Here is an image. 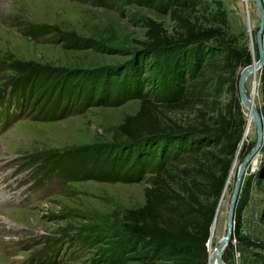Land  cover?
<instances>
[{"label":"rangeland","instance_id":"rangeland-1","mask_svg":"<svg viewBox=\"0 0 264 264\" xmlns=\"http://www.w3.org/2000/svg\"><path fill=\"white\" fill-rule=\"evenodd\" d=\"M215 2L225 12L224 40L235 49L248 50L256 62L259 17L253 2L247 14L244 0H0V264H166L173 255L187 253L154 247L125 230L124 213L145 202L151 176L145 164L157 161L135 153L117 128L126 116L138 112L142 98L172 102L182 92L183 97L217 99L220 108L228 102L234 77L220 61L227 43L178 48L182 51L177 59L175 51L142 53L146 19L171 32V9L181 7L193 9L201 21L219 25L209 15L216 10ZM211 59L218 62L222 78L210 75L213 79L206 83L188 84L200 72L197 60ZM260 70L254 97L259 114L264 105ZM39 71H44L45 80L31 83L24 103L7 100L12 88L31 82ZM47 81L50 85L45 86ZM252 83L247 77L250 95ZM70 87L117 98L107 106L93 105L63 119L43 121L50 109L57 110L47 106L51 99L64 106L62 102L72 97ZM8 107H13V114ZM233 116L239 120L236 112ZM171 117L184 118L179 113ZM253 142L255 137L239 146L232 161V166L238 162L235 174L230 178L229 173L218 201L227 189L221 235L226 232L242 149ZM261 157L260 153L255 166L245 170L234 207V215L241 217L240 234L232 235L224 249V264H264ZM56 160H64L57 161V170L51 166ZM78 162L89 169L93 165L94 172L88 170L87 177L72 173ZM117 170L128 174L127 181L94 177ZM209 245L210 239L207 250Z\"/></svg>","mask_w":264,"mask_h":264},{"label":"trees","instance_id":"trees-1","mask_svg":"<svg viewBox=\"0 0 264 264\" xmlns=\"http://www.w3.org/2000/svg\"><path fill=\"white\" fill-rule=\"evenodd\" d=\"M262 2L264 3V0ZM215 6L216 10L209 15L216 19L219 25H211L207 20L201 21L198 16L193 15L196 13L193 9L185 10L181 7L171 9V32L165 30L161 23L146 19L142 53L148 55L175 51L173 54L177 59L182 51H178V48L191 46L195 49L212 41L227 43L220 61L223 63V69L233 75L234 79L230 87L233 93L224 107L220 108L217 99L183 97L182 92L179 99L172 102H156L152 98H142L138 112L133 116H126L117 128L118 135L128 141L135 153L142 158L147 157V161H157L154 165L152 161L145 164V170L151 173L148 187L144 190L145 202L142 207L124 213V228L131 235L149 241L154 247L165 246L181 252L187 251L173 255L166 264H207L206 244L210 229L243 135L244 120L238 93L240 72L238 75L235 73L238 69L242 71L249 66L253 57L248 50L235 49L231 47L229 40H224V28L227 23L225 12L220 2H215ZM256 57L258 59L257 51ZM198 61L202 64L198 68L200 72L195 74L194 78L189 75L191 82L188 84L206 83L213 79L210 75L217 76L218 80L222 78L221 71L216 68L218 62H214V59ZM43 72H38V75L43 76L42 79L37 75L31 82L12 88L7 100L17 99L24 103L23 98L27 99L31 83L36 84L40 80L44 82ZM44 85H50V81ZM260 85L264 97V65L260 70ZM69 91L72 97L62 102L64 106L51 99L54 103L47 106L56 107L57 110L50 109L43 121L63 119L73 113H81L93 105L107 106L117 98L101 92L95 94L94 89L73 88ZM206 111H210L211 116ZM235 112L239 120L234 119ZM175 113L182 114L183 120L172 118L171 114ZM260 115L264 128V105ZM253 146L254 142L243 147L242 160ZM261 154V164L264 165V139ZM57 161L64 163V160L52 162L51 166L56 170L59 169L56 167L59 165ZM69 162L72 163L71 159ZM74 167L70 171L78 173L80 177H87L88 170L94 172L93 165L90 169L85 168L86 165L82 162L74 163ZM60 168L68 173L66 167ZM94 177L102 179L101 181L124 182L127 181L128 174L117 170L115 173L110 171ZM234 221L233 237H237L242 225L239 213L234 215Z\"/></svg>","mask_w":264,"mask_h":264},{"label":"water","instance_id":"water-1","mask_svg":"<svg viewBox=\"0 0 264 264\" xmlns=\"http://www.w3.org/2000/svg\"><path fill=\"white\" fill-rule=\"evenodd\" d=\"M254 3L257 14L259 17V27L256 32V49L258 54V59L255 64L253 62L245 67L239 76L238 80V93L240 101L243 102L248 108L252 109L250 102L246 98L244 91H245V83L248 75L254 70V69H261L264 65V45H263V33H264V3L262 0H252ZM253 114V123L255 127V134L256 139L254 142V146L251 149V151L245 156V158L240 163L236 179H235V185L232 192L231 200L228 207V213H227V219H226V233L225 236H223L220 241L217 244L216 250H215V259L217 260V264H224L222 261V253L224 249L228 246V243L233 235L234 231V207L237 201L240 185L242 182V179L245 174V170L250 166V164L255 160L258 159L260 156L262 146H263V139H264V128L262 123V118L259 112L256 110H252ZM208 263V261H207Z\"/></svg>","mask_w":264,"mask_h":264},{"label":"bare ground","instance_id":"bare-ground-1","mask_svg":"<svg viewBox=\"0 0 264 264\" xmlns=\"http://www.w3.org/2000/svg\"><path fill=\"white\" fill-rule=\"evenodd\" d=\"M245 5H246V9H247V14L250 11V2H252V0H244ZM251 15V14H249ZM248 24H249V32L252 31V20L250 19V16H248ZM256 62H254L253 64H255ZM257 70L260 69H254L248 77L252 78L253 83H252V94L250 95L248 93V91L245 88L244 94L246 96V98L248 99V101L251 104L252 109L248 108L243 102L240 101V107H241V112H242V118L244 119V125H243V135H242V140L240 143V146L248 141L249 139H252V137H255L256 139V134H255V129H254V123H253V114H252V110H256L257 111V107L254 101V97L256 96L257 92H258V84H257ZM247 80V79H246ZM258 112V111H257ZM244 145V144H243ZM258 159H255L250 166H255V164L257 163ZM237 160L234 161L233 166H232V170L230 172V178L235 174V170L237 167ZM229 178V177H228ZM228 182V181H227ZM226 190L224 191V196L222 198V200H220V202L218 203V207L216 209V214L210 229V245L208 246V263L207 264H217V260L215 259V250L217 247L218 242L220 241V239L225 236V234L221 235V231H222V225H221V217H222V206H223V200L225 197V193ZM226 233V232H225ZM216 242V244H215Z\"/></svg>","mask_w":264,"mask_h":264}]
</instances>
